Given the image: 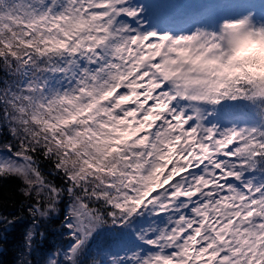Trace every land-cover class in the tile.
<instances>
[{"label":"snow or ice","instance_id":"6c2138e0","mask_svg":"<svg viewBox=\"0 0 264 264\" xmlns=\"http://www.w3.org/2000/svg\"><path fill=\"white\" fill-rule=\"evenodd\" d=\"M245 16L264 37V0H0L17 264H264V54L237 63Z\"/></svg>","mask_w":264,"mask_h":264},{"label":"trees","instance_id":"16d2710c","mask_svg":"<svg viewBox=\"0 0 264 264\" xmlns=\"http://www.w3.org/2000/svg\"><path fill=\"white\" fill-rule=\"evenodd\" d=\"M54 179L57 184L61 183L58 177ZM20 186L21 181L18 179H0V214L9 217L19 214L20 205L25 199L18 191ZM29 223L30 221L25 219L4 233L6 239L0 241V264H17L19 253L22 251L24 231ZM30 258L33 264H36V254H32Z\"/></svg>","mask_w":264,"mask_h":264},{"label":"clouds","instance_id":"9594fccd","mask_svg":"<svg viewBox=\"0 0 264 264\" xmlns=\"http://www.w3.org/2000/svg\"><path fill=\"white\" fill-rule=\"evenodd\" d=\"M242 26L239 30V43L236 46L235 57L237 63H240L242 60L244 62H249L247 60V51L250 48H255L258 52L264 54V37H255L249 36V33L257 27L254 25L250 16H245L242 18ZM230 36L226 35L225 43L226 49L229 46L228 40ZM258 69H264V55H258L254 60L251 61Z\"/></svg>","mask_w":264,"mask_h":264}]
</instances>
